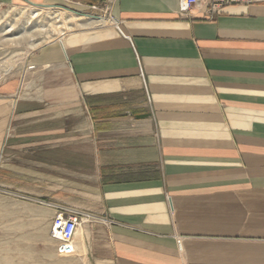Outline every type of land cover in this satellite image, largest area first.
<instances>
[{
  "label": "crops",
  "instance_id": "obj_1",
  "mask_svg": "<svg viewBox=\"0 0 264 264\" xmlns=\"http://www.w3.org/2000/svg\"><path fill=\"white\" fill-rule=\"evenodd\" d=\"M5 3L108 10L0 87L10 188L94 215L74 239L91 264H264V0L211 18L201 1Z\"/></svg>",
  "mask_w": 264,
  "mask_h": 264
},
{
  "label": "rangeland",
  "instance_id": "obj_2",
  "mask_svg": "<svg viewBox=\"0 0 264 264\" xmlns=\"http://www.w3.org/2000/svg\"><path fill=\"white\" fill-rule=\"evenodd\" d=\"M92 17L103 15L92 9L74 12L67 6L44 9L0 4V87L19 77L31 82L32 76L23 71L26 59L45 45L82 30L78 25ZM5 179L0 154V264H91L81 252L58 256L47 208L25 199L10 188L15 187L14 181Z\"/></svg>",
  "mask_w": 264,
  "mask_h": 264
},
{
  "label": "built area",
  "instance_id": "obj_3",
  "mask_svg": "<svg viewBox=\"0 0 264 264\" xmlns=\"http://www.w3.org/2000/svg\"><path fill=\"white\" fill-rule=\"evenodd\" d=\"M200 1L207 6V13L209 18L219 12L221 9L232 5H247L257 0H178V14L181 16L189 13L192 8L199 6ZM92 10H99L93 7ZM103 19H106L108 10L106 7L100 9ZM108 20V18H107ZM29 69H32L30 67ZM39 205L46 207H53L56 210L50 225V237L57 243L56 253L58 256H71L74 254V239L76 233L83 224L94 223L99 221L94 215L85 212L74 210L66 207L65 205ZM108 225H112L113 221H106ZM178 249L181 248L180 240L176 241Z\"/></svg>",
  "mask_w": 264,
  "mask_h": 264
},
{
  "label": "bare ground",
  "instance_id": "obj_4",
  "mask_svg": "<svg viewBox=\"0 0 264 264\" xmlns=\"http://www.w3.org/2000/svg\"><path fill=\"white\" fill-rule=\"evenodd\" d=\"M69 19V18H68ZM77 19H78V17H77ZM80 19V18H79ZM76 20V19H75ZM102 22H103V19H99V20H97V19H89L86 23H83V24H79V23H77V24H79L78 26H79V28H81V29H84V28H88V27H98L99 25H101L102 24ZM76 25V24H75ZM65 26H66V24H65ZM66 29L67 30H69L70 31V29H71V27H66ZM68 32V31H67ZM32 47V46H31ZM74 253H75V250H74Z\"/></svg>",
  "mask_w": 264,
  "mask_h": 264
}]
</instances>
